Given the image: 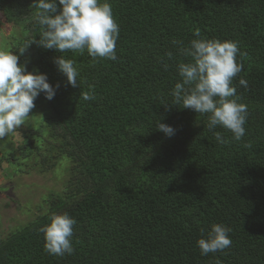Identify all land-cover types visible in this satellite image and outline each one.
Wrapping results in <instances>:
<instances>
[{"label":"trees","instance_id":"trees-1","mask_svg":"<svg viewBox=\"0 0 264 264\" xmlns=\"http://www.w3.org/2000/svg\"><path fill=\"white\" fill-rule=\"evenodd\" d=\"M33 2L0 0L4 21L25 30L14 54L43 32ZM107 2L120 29L115 61L35 43L20 56L28 71L60 87L52 100L39 96L42 125L20 129L27 141L18 151L36 153L47 137L54 163L71 162L70 190L0 240V264H264V0ZM198 38L238 46L243 67L233 86L248 112L239 142L218 144L205 115L161 105L171 103L169 91L179 82L176 64L187 62L173 42L188 46ZM56 55L75 62L78 88L57 71ZM83 92L95 98L84 101ZM156 119L175 135L156 131ZM216 131L231 140L229 131ZM65 212L77 221L74 252L49 255L39 229ZM212 224L229 227L232 244L201 255L196 241Z\"/></svg>","mask_w":264,"mask_h":264},{"label":"clouds","instance_id":"clouds-1","mask_svg":"<svg viewBox=\"0 0 264 264\" xmlns=\"http://www.w3.org/2000/svg\"><path fill=\"white\" fill-rule=\"evenodd\" d=\"M32 6L38 10L36 22L43 28L40 38L26 43L19 50V55L0 50V141H5L4 138L12 133L20 135L17 130L31 117L29 114L35 107L34 101L42 93L45 99H54L60 87L59 84H50L47 75L38 70L29 72L26 63L20 62V56L31 44L56 53L72 51L83 54L86 51L94 60L117 59L116 42L120 29L107 0L103 3L100 0H34ZM199 35L197 32L196 36ZM173 43L180 45L177 55L186 58L187 62L176 64L179 82L169 91L171 103L161 105L166 106V110L168 106H176L205 115L206 127L218 144L241 141L248 112L247 106L238 102L237 90L233 86V79L243 67L236 60L237 44L205 38L192 39L188 46H182L179 41ZM165 56L168 60L173 59L172 52H166ZM53 63L66 78L67 85L78 88L79 73L75 62L56 55ZM168 67V63L163 64L165 71ZM238 82L248 87L246 79L241 78ZM81 98L90 101L95 97L91 92H83ZM160 119L153 122L155 130L171 138L176 129L161 123ZM217 127L229 131L231 140L216 131ZM5 145L0 143V148H5ZM76 224L77 221L66 212L51 214L48 224L39 229L45 252L60 257L71 255ZM230 232L231 229L223 224H212L207 231L201 229V238L196 241L200 254L223 252L229 248L232 244Z\"/></svg>","mask_w":264,"mask_h":264},{"label":"rangeland","instance_id":"rangeland-1","mask_svg":"<svg viewBox=\"0 0 264 264\" xmlns=\"http://www.w3.org/2000/svg\"><path fill=\"white\" fill-rule=\"evenodd\" d=\"M24 31L18 25L6 23L0 14V50H12L25 37ZM38 99L34 101L36 106L29 114L31 117L18 132L20 129L27 132L28 126L41 127ZM19 134L12 133L4 138L5 141H0L6 144L5 148H0L3 159H0V240L48 212L51 201L59 196L64 198L70 190L67 188L70 184V160L62 157L55 164V150H49L53 143L46 144V136V142H37L38 152L23 155L18 147L27 140Z\"/></svg>","mask_w":264,"mask_h":264}]
</instances>
